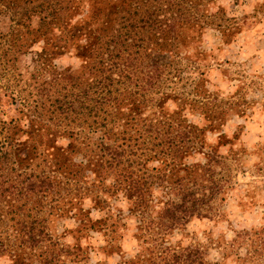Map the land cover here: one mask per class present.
I'll return each mask as SVG.
<instances>
[{"label": "trees", "instance_id": "16d2710c", "mask_svg": "<svg viewBox=\"0 0 264 264\" xmlns=\"http://www.w3.org/2000/svg\"><path fill=\"white\" fill-rule=\"evenodd\" d=\"M185 1L0 0L12 29L26 27L22 43L41 40L30 50L36 63L61 52L79 61L53 71L37 96L0 86V258L68 264L60 251L77 257L81 243L59 246L48 220L73 216L78 230L86 229L93 221L86 197L110 211L103 192L123 190L147 244L123 264H219L206 258L202 245L169 241L191 218L222 214L220 194L230 178V154L219 151L229 138L220 133L216 144L206 141L207 131L220 129L226 109L217 95L203 99L175 50L188 29L205 22L198 8L183 13ZM13 35L22 37L11 32L10 40ZM171 80L185 81L180 95L167 89ZM187 113L208 121L200 124ZM254 236L258 241L239 264L264 259V227ZM105 241L106 250L112 242Z\"/></svg>", "mask_w": 264, "mask_h": 264}, {"label": "rangeland", "instance_id": "374dc122", "mask_svg": "<svg viewBox=\"0 0 264 264\" xmlns=\"http://www.w3.org/2000/svg\"><path fill=\"white\" fill-rule=\"evenodd\" d=\"M182 6L184 14L189 8H198L195 14L205 13L199 16L204 18L205 22H200L203 27L188 29L187 41L180 40L175 50L180 53L181 65L187 66V74L199 82L203 99L217 95L221 99L219 108L226 109L220 129L207 131L206 141L216 144L220 133L229 138L230 142L220 145L219 151L230 154L227 159L230 178L220 194L222 214L191 218L185 226L174 229L169 241L202 245L206 258L212 262L239 264V258L252 247L250 243L259 237L254 233L264 227V0H187ZM0 8L4 9L2 5ZM25 30L26 27L17 25L13 30L10 16L0 12V86L7 88V93L13 87L21 96L33 97L48 84L53 71L76 68L79 61L73 54L61 52L53 57L51 54L44 66L36 63L30 50L40 48L41 40L31 45L22 43ZM18 31L22 37L13 35L10 40V33ZM166 84L168 90L180 95L185 81L171 80ZM3 107L7 113L12 112L8 103ZM187 115L200 124L208 121L197 114ZM64 140L67 138H59L58 143ZM81 158L80 152L74 154L76 161ZM152 192L154 196L166 197L162 190ZM103 196L109 201L110 211H106V206L96 208L90 196L83 201L91 210L88 218L93 220L87 219L86 229L78 230L79 221L73 216L46 223L59 246L71 249L75 242L81 243L83 251L78 250L77 257L60 251L68 264H73V259L77 260L75 264H123L125 258L147 246L142 231L136 227L138 216L129 210L131 201L123 190L103 192ZM100 220L104 223L101 229ZM238 232L244 236H238ZM105 239L112 242L106 250L102 249ZM263 262L261 259L260 264ZM0 264L13 263L3 256Z\"/></svg>", "mask_w": 264, "mask_h": 264}]
</instances>
